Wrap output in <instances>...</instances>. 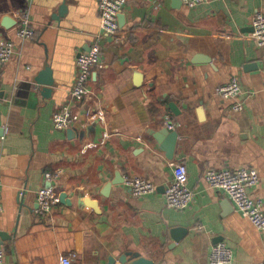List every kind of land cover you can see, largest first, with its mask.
<instances>
[{"label":"crops","instance_id":"obj_1","mask_svg":"<svg viewBox=\"0 0 264 264\" xmlns=\"http://www.w3.org/2000/svg\"><path fill=\"white\" fill-rule=\"evenodd\" d=\"M100 2L0 0V38L15 45L0 70L5 264H59L72 252L77 264H121L132 253L154 264H210L217 243L233 250L234 264L264 263V230L205 179L209 169H255L261 181L250 195L264 205V47L252 37L264 0H127L117 37L101 30ZM25 14L36 33L29 39L17 36ZM95 42L104 68L92 70L89 97L77 101V59ZM233 79L241 95L225 100L216 89ZM66 106L81 119L56 129L53 115ZM169 124L179 133L172 159L154 139ZM173 163L186 166L195 194L184 211L166 206ZM135 176L157 191L134 196L124 181ZM49 184L70 204L39 214L37 194ZM177 228L186 231L179 241Z\"/></svg>","mask_w":264,"mask_h":264},{"label":"built area","instance_id":"obj_2","mask_svg":"<svg viewBox=\"0 0 264 264\" xmlns=\"http://www.w3.org/2000/svg\"><path fill=\"white\" fill-rule=\"evenodd\" d=\"M190 7H196L209 2V0H184ZM127 0H101V30L104 35L117 37L120 30L118 21L119 14L124 9ZM252 37L260 47H264V14L258 13L253 19ZM35 31L31 25L29 14L23 15L21 25L17 31V36L22 39H29L35 36ZM15 55V45L12 41L0 38V70ZM78 76L72 89V97L77 101H84L89 97L87 87L88 80L94 68H104V60L101 47L98 42L87 52L81 53L77 59ZM216 92L225 100H237L241 95V84L233 79L230 83L222 85L216 89ZM2 91L0 89V99ZM234 111H241L243 105L236 102L232 108ZM88 120L94 119L96 113L91 108L86 111ZM102 118V115L99 114ZM81 115L74 112L69 107H62L53 115V124L56 129L67 130L76 122L80 121ZM169 129L173 125L169 124ZM56 175L48 172L46 178L51 182ZM187 168L182 163H173V178L166 189L165 201L169 209L178 211L186 210L194 201L195 194L188 186ZM207 183L215 190L224 193L234 204L237 211L250 220L259 230H264V205L261 200L253 199L250 191L256 188L261 181L259 173L252 168L244 167L238 170H216L209 169L205 173ZM125 185L136 197L153 194L157 191V186L152 182L139 177H126ZM2 181L0 175V214L3 212V203L1 198ZM60 203V195L55 188L49 184L39 190L37 194V213L47 214L52 211L54 206ZM210 264H234L233 250L224 243H217L213 246L210 256ZM0 264H5V250L0 246ZM59 264H77V254L62 255ZM264 264V263H261Z\"/></svg>","mask_w":264,"mask_h":264},{"label":"water","instance_id":"obj_3","mask_svg":"<svg viewBox=\"0 0 264 264\" xmlns=\"http://www.w3.org/2000/svg\"><path fill=\"white\" fill-rule=\"evenodd\" d=\"M36 82L37 83H41L40 79L36 78ZM47 85H53V81L49 80L47 82H45ZM170 108L174 113H178L177 108L175 106L174 103H170ZM154 139L157 141V143H159V145H161V149H164L167 154H168V158L172 159L175 153V149L177 146V142L179 139V133L177 131H173L171 129H162L161 131H159L158 133L154 134ZM68 196L66 193H61L60 194V202L62 203H68L70 204V201L67 202ZM85 203L87 206L93 208L95 211H99V206L97 201L93 200V199H86ZM185 229H175L174 230V239L176 241H179L181 239V235H183V233H185ZM3 242L0 240V244H2ZM120 263L121 264H154L155 262L151 259H148L146 257H142L139 254H126L124 255L121 259H120ZM110 264H115V259L111 258L110 259Z\"/></svg>","mask_w":264,"mask_h":264}]
</instances>
